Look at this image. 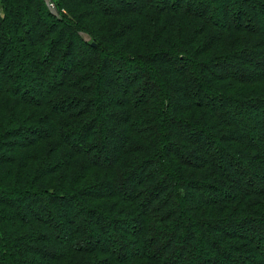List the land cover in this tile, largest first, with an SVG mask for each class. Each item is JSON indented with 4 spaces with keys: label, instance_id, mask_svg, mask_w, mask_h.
Returning a JSON list of instances; mask_svg holds the SVG:
<instances>
[{
    "label": "trees",
    "instance_id": "16d2710c",
    "mask_svg": "<svg viewBox=\"0 0 264 264\" xmlns=\"http://www.w3.org/2000/svg\"><path fill=\"white\" fill-rule=\"evenodd\" d=\"M51 1L0 0V264H264V186L247 179L264 177V67L250 59L264 58V0H236L249 15L220 29L230 0H212L215 24L190 0ZM74 48L86 56L67 66ZM235 66L248 72L222 69Z\"/></svg>",
    "mask_w": 264,
    "mask_h": 264
},
{
    "label": "rangeland",
    "instance_id": "374dc122",
    "mask_svg": "<svg viewBox=\"0 0 264 264\" xmlns=\"http://www.w3.org/2000/svg\"><path fill=\"white\" fill-rule=\"evenodd\" d=\"M92 1L94 3H103L104 2L103 3L104 5L109 6V7H112V4H111L110 0H103V2H101L102 0H92ZM135 1L136 0H127V3H129V4L131 3L132 4V3H135ZM190 1L193 3L192 4V7L193 8H195V7H196V9L203 8L205 10V14H206L207 19L210 22L214 23V24L216 23V18L213 17L214 14L212 13V8L214 6V4H212V0H201L200 2L199 1H196V0H190ZM51 2H52L51 0H45L46 6H48V4L51 3ZM52 3H54V2H52ZM89 7H91V6H89ZM241 8H242L243 12L246 15H249V13H250L249 10H246V8L242 4H240L236 0H230L229 3L227 4V6H223L222 7V13H223V14H221L222 15V18H220L219 15H218L221 23H219L218 26L216 25V28L217 29H220V28H223L225 26L230 25L233 22L232 20H234V15H235L236 9H241ZM34 11L35 10L33 8H31V10H30V15H31L30 17H31V21H32L31 24H27V25L24 24L22 26V28H21V30L22 31H25L26 33H30L31 29H33V22H36V18H35ZM15 26H16V24H15ZM83 37H84V39L86 41H89V38L86 35H83ZM73 51H74L75 56H72V57L67 58V60L64 62V64L67 65V66L69 64H73V63L78 62L81 58H84L86 56L85 53H84V51L82 52L83 54H80V55H78L76 53L77 51H80V49L74 48ZM112 57H114V56H112ZM156 59L160 63H166L167 62L168 64H170V65H172V66H174L176 68L180 67V63H175L171 58H168V57L167 58L157 57ZM250 59H251V62L253 63L252 64V70L258 71V67H256L254 65L258 61L261 63L260 64V68L264 67V58H261V60H258V59L253 58L251 56ZM19 64H20V62L17 63L16 68H19ZM222 69H227V70H229L231 72L238 71V73H240V74H245V73L248 72L247 70H238V69H241V68H239L237 66H235L233 68L232 67H223ZM109 70L110 69H109V66H108V69H106L105 72L106 73H110ZM62 74H63V71H59L56 75H54L52 77L50 76L49 79H48V83L49 82L50 83H56V82H58L60 80V77H62ZM25 76H26V74L24 73L22 75L21 80H19V82L21 84L22 83L24 84ZM107 76H108V84L104 85V87H103V84H102V87L100 89V92H101V96H102V101L105 102V104L108 106V108H110L112 106L113 100L115 99V96L112 93V88L115 86V84H114L115 81L114 80L113 81H110L111 74H108ZM109 83H111V84H109ZM42 87L43 86H41V88L39 90L43 91L44 90V87L43 88ZM178 104L179 105H182V104H184V102L183 101H180V102H178ZM218 110H220V109H218ZM261 110H263V109L261 108ZM235 111H237V110H235ZM258 112L259 111L257 109L255 110V109H250L249 108L248 109V112L246 111L245 114L247 115L248 119L252 120V118H254V119L256 118V113H258ZM240 113L241 112H233V114H230V115H235V116H237V118L243 119V121H245V123H247V124H243L242 131H247L249 129L248 128V125H249L248 119H246V117H245V120H244V116H246V115H242ZM249 126L254 128L253 122ZM179 132L182 133L183 137H186L188 135V131H185V130L182 131V129H180ZM34 133H36V132H34ZM31 136L32 135L30 134V132H27L26 131V132H23L22 133V138H30ZM261 136H262V139H260L256 143L258 145V148L262 149V151H263V156L262 157L264 158V133H261ZM105 137L108 139L107 136H105ZM120 140H121V136L120 135L118 137L109 138L108 139V142L111 143V145H110L111 147H109L108 150H106V151H104L102 153V159H101V161H104L103 160L104 158H110V157L113 156L112 147H114V146H112V145H113L114 141L120 142ZM209 152L211 153V156H210L211 161H213L216 158H218L217 154L215 152L211 151V149L209 150ZM227 163H228V161H227ZM227 163L223 162L222 163V166H225V164H227ZM250 170H252V168H250ZM140 175H141L140 173H137L136 174V177L137 176H140ZM247 179H248V182H249L248 186H250V187L262 188V186H264V177L263 176H260V175L259 176H256V174H254V172H250L248 174V176H247ZM243 185L245 186V184H243ZM245 187H247V184H246ZM108 189H109L108 187L104 186L101 189V191L106 192V191H108ZM114 190H116V189H113L111 191L113 192ZM126 193L127 194H130V193L132 194V192L129 189H127ZM232 193L233 194H236L235 192H232ZM1 197H3V198H6V197L7 198H10L11 201H13V206H14V208L16 210V213H20L22 216L23 215H30V214H34V213H37V214H40V215H42V214L46 215V213L43 210L44 208H43V206H42V204L40 202H32L31 200L26 199V198H23L22 199V197H20L19 194H16L14 196H12L10 194H8V195H5L4 194V195H1ZM199 198L202 199V200H205L207 198V194L205 192H202V194L199 196ZM63 209L66 210L67 217H69L68 214H71L72 215V214L75 213L76 207H75V205H72V207H70V208H68L66 206ZM90 220L92 221L93 220V217H91ZM50 226H51V232L54 235L62 234L65 237H67L68 234H69L67 227L64 225V223L62 221H59V220H55L54 222L52 221V222H50ZM221 230H224V228L222 227ZM180 238H181V235H179L178 237H176L175 246L176 245H179V244H182ZM201 243H202V240H200L198 244H201ZM259 251L262 252V253H264V245H260ZM193 259H194V261L192 260V263H194V264H198V262L200 263V261H198L196 259V257L193 258ZM44 260L45 259L38 258V261H44ZM200 264H202V263H200Z\"/></svg>",
    "mask_w": 264,
    "mask_h": 264
},
{
    "label": "built area",
    "instance_id": "2783aa9c",
    "mask_svg": "<svg viewBox=\"0 0 264 264\" xmlns=\"http://www.w3.org/2000/svg\"><path fill=\"white\" fill-rule=\"evenodd\" d=\"M48 8L51 10V12H52V11H55V5H54V3H52V2L49 3V4H48Z\"/></svg>",
    "mask_w": 264,
    "mask_h": 264
}]
</instances>
